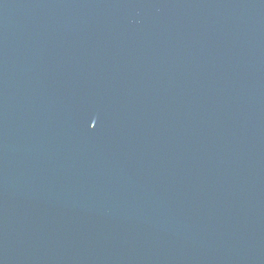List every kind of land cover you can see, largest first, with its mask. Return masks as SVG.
Listing matches in <instances>:
<instances>
[{"label": "water", "instance_id": "1", "mask_svg": "<svg viewBox=\"0 0 264 264\" xmlns=\"http://www.w3.org/2000/svg\"><path fill=\"white\" fill-rule=\"evenodd\" d=\"M0 264H264V0H0Z\"/></svg>", "mask_w": 264, "mask_h": 264}]
</instances>
